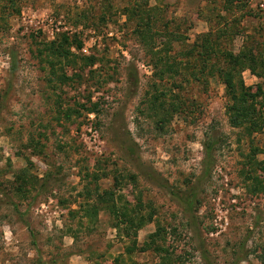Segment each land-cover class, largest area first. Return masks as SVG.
Wrapping results in <instances>:
<instances>
[{"label":"rangeland","instance_id":"rangeland-1","mask_svg":"<svg viewBox=\"0 0 264 264\" xmlns=\"http://www.w3.org/2000/svg\"><path fill=\"white\" fill-rule=\"evenodd\" d=\"M218 70L263 103L264 0H0V264H264V121Z\"/></svg>","mask_w":264,"mask_h":264},{"label":"trees","instance_id":"trees-1","mask_svg":"<svg viewBox=\"0 0 264 264\" xmlns=\"http://www.w3.org/2000/svg\"><path fill=\"white\" fill-rule=\"evenodd\" d=\"M68 38H64L65 41H67ZM64 41V42H65ZM207 42V41H206ZM206 43H203L201 46V49H203V52H201L200 57L204 56V57H208V55H212L214 52L212 49H209L208 47H206ZM83 47V43L82 42H78L76 48L77 49H82ZM233 64H236L237 62L234 60V62H232ZM238 65V64H237ZM217 74L220 76V78L223 81V84L225 86V90L226 93L228 94V96L232 99L233 105H235L237 111L234 112L233 109L230 108V112H232L230 114V124L233 127H248L250 129H254V130H258L259 128H261L259 125L263 123L264 118H263V110H264V98L262 100V104H258V99L260 97V95H262V92H259L258 94H253L251 92H249L248 90L244 89L243 86H241V89L238 93L235 92V88L234 85L232 83L231 80V74L229 71H223V70H218ZM252 104L256 105L258 107L257 110L251 109L252 108ZM259 105V106H258ZM203 149L205 151V172L207 167H209L210 165V159L212 158V152L215 149V144L214 142L210 141L209 139L207 141H205L203 143ZM173 195V194H172ZM174 196V195H173ZM102 197V196H99ZM194 199L195 197L192 195H190L188 198H186L184 200L183 203V211L185 214H188V216L194 211ZM139 211L135 210L133 211L132 216H130L128 214L127 208H123L122 212L120 211L119 213V217L121 216V218L123 219V221H128V218L131 219L127 224L128 226H132L135 223V219L132 220L131 217H139L138 216ZM123 221L121 222V224L123 223ZM144 225V220L143 222H141L140 224H138V228L143 227ZM160 237V236H159ZM156 241V237L155 236H151L149 237V242L145 243V249L146 251H152L151 249L155 250L158 249V245L155 246L154 242ZM150 243V244H149ZM135 244V243H134ZM151 245L153 247H151ZM135 247L129 249L127 251V254H132L135 251ZM144 250H140V252H146ZM161 254H165V256H163V260L160 262V264H172L171 262V256L167 254V251H163V250H159ZM170 260V262H168Z\"/></svg>","mask_w":264,"mask_h":264},{"label":"built area","instance_id":"built-area-1","mask_svg":"<svg viewBox=\"0 0 264 264\" xmlns=\"http://www.w3.org/2000/svg\"><path fill=\"white\" fill-rule=\"evenodd\" d=\"M47 20V19H46ZM49 22L50 25H53V21L52 20H47ZM55 30L58 32V28L55 27ZM91 33L89 32L88 35H90ZM92 37V35H90ZM92 40V38H91ZM91 45L87 46V45H84L81 52L85 55H87L89 53V48H90Z\"/></svg>","mask_w":264,"mask_h":264}]
</instances>
